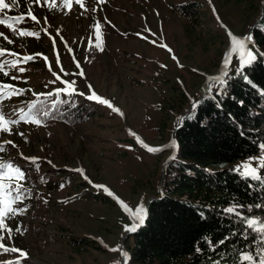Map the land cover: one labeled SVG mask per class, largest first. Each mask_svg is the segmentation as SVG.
Listing matches in <instances>:
<instances>
[{
    "label": "rangeland",
    "instance_id": "obj_1",
    "mask_svg": "<svg viewBox=\"0 0 264 264\" xmlns=\"http://www.w3.org/2000/svg\"><path fill=\"white\" fill-rule=\"evenodd\" d=\"M191 1L195 0H106L103 4L85 0V11L75 3L69 10L61 8L59 0L55 8L43 5V0L35 6L30 0L28 9L34 11L39 23L31 18L15 20L19 15L9 9L0 11V19L5 21L0 24V48L5 49L0 62L20 61L15 67L4 63L0 84L25 90L12 95L11 88L5 89L10 98L0 101V106L6 113L27 112L22 105L45 96L42 93L54 96L56 88L67 87L65 80L75 81L77 95L85 94L79 95V100L94 90L123 113L95 102L101 108L85 121H21L7 125L11 132H0V143L11 140L16 145H5L0 158L13 160L24 170L22 183L30 190L23 204L15 205L26 206L27 211L5 219L6 227L0 230L4 235L0 243L28 253L21 264H148L131 260L133 236L128 239L129 229L138 224V215L144 218L148 199L160 189L164 165L177 150V123L188 112L194 113L203 96L212 95L250 63L244 53L251 50L255 54L251 31L264 4V0H197L204 10V27H197L200 39L193 40L185 34L188 20L173 8V4ZM45 28L47 32L42 30ZM21 31H38L40 36H20ZM229 31L237 40H244L245 47L237 45L239 50L233 51ZM165 44L167 48L162 46ZM28 55L34 59L23 62ZM226 56H230L227 67ZM21 67L25 68L22 73ZM80 71L84 75H78ZM53 73L61 79L56 80ZM53 80L55 84L50 83ZM182 92L183 106L172 110L161 132L165 106H177ZM11 118L19 119V114ZM141 141L158 150L148 151ZM261 155L264 153L230 166L237 170L249 162L258 167L259 161L252 158ZM25 157H38L42 164L37 167ZM260 174L264 175V169ZM97 184L108 192L95 187ZM137 209L142 211L137 213ZM17 226L22 234L15 232ZM15 259H20L19 253L0 250V262Z\"/></svg>",
    "mask_w": 264,
    "mask_h": 264
},
{
    "label": "trees",
    "instance_id": "obj_2",
    "mask_svg": "<svg viewBox=\"0 0 264 264\" xmlns=\"http://www.w3.org/2000/svg\"><path fill=\"white\" fill-rule=\"evenodd\" d=\"M18 3L9 11L30 19L26 15L30 0H24L27 6L21 0ZM173 8L188 20V38L200 39L196 29L204 27L201 2L173 4ZM251 34L255 54H259L256 59L212 95L203 96L194 113L188 112L177 123V150L164 165L160 189L146 203L143 224L128 233V239L133 236V262L237 264L241 252L258 255L264 247V232L258 231L259 224L250 228L246 223L251 218L264 220V180L246 177L230 166L239 159L264 153L260 148L264 144V4ZM78 96H37L33 102L37 103L42 121L76 123L101 108L87 98L79 100ZM184 96L182 92L177 106H165L159 123L161 132L167 127L172 110L183 106ZM26 105L22 106L27 108ZM44 111L49 112L47 117ZM233 205L237 212L225 211ZM221 240L224 242L219 243Z\"/></svg>",
    "mask_w": 264,
    "mask_h": 264
},
{
    "label": "snow or ice",
    "instance_id": "obj_3",
    "mask_svg": "<svg viewBox=\"0 0 264 264\" xmlns=\"http://www.w3.org/2000/svg\"><path fill=\"white\" fill-rule=\"evenodd\" d=\"M33 2L35 4L40 5L41 4V0H33ZM98 2L100 4H103L106 2V0H98ZM212 0H209V3H211ZM75 3L76 5H79L81 8H84L85 11H87L88 9L85 7V0H59V6L61 8H67L69 10H71L72 4ZM18 4V0H11V3L6 2V0H0V11H3L4 9H9L10 7H16ZM43 5H47L49 8H55L57 6V0H43ZM41 5V6H43ZM93 11H95L96 9H92ZM213 11L215 12V9L213 8ZM83 14V13H81ZM27 15L31 18L32 21L39 23L40 20L37 17L36 14H34V11L30 8ZM13 19L15 20H23L24 17L23 16H18V17H14ZM44 23L47 24L49 22L48 17L45 16L44 18ZM217 19H219V17H217ZM5 21L3 19H0V24H4ZM98 23V22H97ZM11 27V25H9ZM43 31L47 32V29H42ZM20 36H35L37 38H39L40 36V32L38 31H21L18 33ZM57 34H59V30L57 29ZM0 35H3L2 33H0ZM228 35L231 37L232 41H233V51H238L239 49L237 48V45H239L240 48L245 47V41L244 40H237V37L235 35H233L230 31L228 33ZM5 39H7V37H4ZM60 39L62 40L63 37L60 36ZM249 41L251 40V37L247 38ZM8 43L11 44L12 41L8 40ZM53 43L55 44V37L53 38ZM97 47H99V44L96 45ZM163 47L167 48L168 46L162 45ZM101 50H103L101 48ZM171 52V49H168ZM69 51H71V49H69ZM5 55V49L4 48H0V56H4ZM13 56L17 55L16 53H12ZM245 56H247L249 59L246 62H251V60H255L256 56L259 54H253V52L251 50H247L244 53ZM23 62H27L30 60L34 59V56L32 55H28V56H24L23 58ZM45 59H47V57H45ZM243 59V57H242ZM20 62L19 60H12V61H4V62H0V71L3 70L4 67V63H8L10 64L12 67H15L16 64ZM58 62V61H57ZM230 63V56H226L225 60H224V64L225 67H227ZM77 68H79V62L77 61ZM63 70V69H61ZM19 71L22 73L25 71V68L21 67L19 68ZM78 75H84L83 71H80L77 73ZM4 76H7L8 73L7 72H3ZM53 75L56 76V80H60L61 77L56 75V73H53ZM66 75H71L70 73L66 74ZM225 75H227V73H225ZM12 79H18V77L13 76ZM210 79H214L211 78ZM56 80L50 81V83L55 84ZM67 87L65 88H56L54 90L55 95L59 96L61 93H64L68 96H72L74 94H77V90L74 87L75 85V81H63ZM91 87V86H89ZM12 89L11 94L12 95H19L20 93L24 92V89H15L13 88L11 85L9 84H0V101H3L5 99L10 98V95L5 93V89ZM69 89H71V91H69ZM79 95H85L84 93H78ZM40 95H45V96H51L53 95L52 92H48V93H42ZM88 99L90 100H96L100 103H103L105 105H107L109 108H111L113 111L115 112H119L121 115H123L122 112H120L119 108H115L113 106V104L108 100V99H104L101 96H99L94 90L91 91V93L87 96ZM64 103H68V101H64ZM74 106V105H73ZM19 114V119H12L11 117L13 115ZM43 115L45 117H47L49 115V112L44 111ZM6 116L8 117L6 119ZM38 117V112H37V103L33 102L31 104H29L27 106V112L24 111V109H18V110H13V112L11 113H6L4 111V108L2 106H0V132H11V128L8 127L7 125H17L19 124L21 121H26V122H32V123H36V124H40L41 121ZM20 135L23 136V133H20ZM137 139L139 140L140 138L137 137ZM141 143L143 144V146L150 152L152 151H157L158 149L149 147L147 144L143 143V141H141ZM7 144H11L13 147H16V145L13 143V141L11 140H5L3 141V143H0V152L4 151V146ZM261 149H264V144L260 145ZM22 155V154H21ZM25 159L30 160L33 164H36L37 167H39L38 165V157H25ZM253 160H258L259 161V166L258 167H254L251 163L249 162H245L243 165L239 166L237 168V171H241V169H243V171L241 172L242 175L246 176V177H250L252 179L255 180H264V175L260 174V169H264V155H261L260 157H254L252 158ZM77 172H83V169H76ZM26 178L25 172L24 170L18 166L15 165L14 161L11 159H3L0 158V230L4 229L6 227L5 225V219H13L16 216L23 214L27 211V207H16L15 205L18 204H23L24 200L26 198H28V196L30 195V190L26 189L22 183V181ZM5 179H7L9 181L8 184H5L4 181ZM85 179H87V177H85ZM13 181H18L16 183H13ZM91 183V181H89ZM95 187L97 188H101L104 191L108 192V188H106L104 185L101 184H97L95 185ZM109 195H111V193L109 192ZM121 204H123V201H121ZM124 207L127 209V206L124 205ZM142 211V209H137V213H140ZM226 212L228 213H235L237 212V206L233 205L232 207H228L226 210ZM138 219V224H133L131 226V228L129 229L130 231H136L137 227H139L140 224H143L144 220H143V216L142 215H138L137 216ZM246 223L248 224V226L251 228L254 225L259 224L260 228L258 229V231L264 232V221H259L255 218H251V219H246ZM9 238H11L12 235V229L9 228ZM15 232L16 233H21V229L19 226H17L15 228ZM22 234V233H21ZM4 240V235L2 233V231H0V241ZM261 240L264 241V236H261ZM224 241L221 240L219 241V243H223ZM0 250H2L4 253H19V257L20 259H15V260H11V261H3L0 262V264H21V260L22 259H27L28 258V253L25 250H22L20 248H16V247H8L5 246L4 244L0 243ZM115 250V249H113ZM125 257V262L127 260V253L125 252L124 254ZM115 264H121L120 261L115 262ZM237 264H264V247H262L259 251L258 255H254L252 252H241L238 255V260H237Z\"/></svg>",
    "mask_w": 264,
    "mask_h": 264
},
{
    "label": "water",
    "instance_id": "obj_4",
    "mask_svg": "<svg viewBox=\"0 0 264 264\" xmlns=\"http://www.w3.org/2000/svg\"><path fill=\"white\" fill-rule=\"evenodd\" d=\"M174 140H175V142H176L175 136H174Z\"/></svg>",
    "mask_w": 264,
    "mask_h": 264
}]
</instances>
